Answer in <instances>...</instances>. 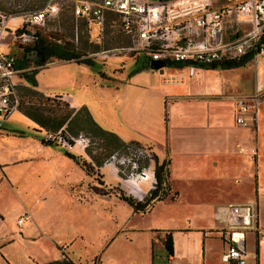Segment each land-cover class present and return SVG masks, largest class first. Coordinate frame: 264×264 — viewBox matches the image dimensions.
Segmentation results:
<instances>
[{"label": "crops", "instance_id": "obj_1", "mask_svg": "<svg viewBox=\"0 0 264 264\" xmlns=\"http://www.w3.org/2000/svg\"><path fill=\"white\" fill-rule=\"evenodd\" d=\"M14 44L20 45L9 35L6 38L5 47L7 48L4 49L12 52L8 47ZM17 57V65L18 63L23 65L17 67L27 70L29 66L20 62V57ZM137 60L140 64L144 63L141 65L142 69L126 81L118 80L120 84L110 83L114 79L101 76V79L107 82V84H100L99 91L105 100L99 102L101 103L99 107L96 102L94 103L100 118H97L95 111L90 107V98L95 94L93 91L96 89L93 84L97 83L90 79V67H92L90 65L65 60L48 63L44 67L40 65L41 68L35 75L37 88L46 95L60 96L73 108L87 106L94 119L103 128L106 127L105 129L117 133L124 141L141 142L158 156L159 162L169 158L171 161L170 180L175 193H177L176 197L179 195L175 184L176 177L181 175L196 178L201 186V191L205 193L210 189L218 192L216 196L214 195L216 199L212 202L213 204L205 201L203 205L200 203L190 205L193 211L199 210V208L204 211L205 221H196L195 214L192 213L185 227L164 229L170 230L174 239V255L169 257L170 260L178 252L177 230L189 241L190 246H193L194 243L198 250L203 246V257H205L207 245L213 237L219 238L223 253L227 248V243L223 238V223L215 215L218 207L255 201L258 203L260 214L258 225L261 233L257 231L247 233L250 253L248 262L253 256V252L256 251L255 258H252L255 260V264H264V108L260 110L264 106V101L251 112L247 125L238 124L236 120L237 96L250 95L258 88L264 87V61L258 62L259 64L254 69L247 68L246 64L242 66L241 71H238L243 83L249 82L252 86L253 90L249 91L244 88V85L235 83L233 78L216 72L217 69L197 67L194 73H191L188 65L179 66L170 62L174 64H163L164 71L161 73L159 70L158 72L151 68V65L149 66L144 59ZM147 68L164 75L159 86L145 80L143 74ZM166 68L170 69L167 74ZM185 70L188 71L190 82L186 81L187 77L182 74ZM23 73L19 75L20 78L24 76ZM18 83L22 84L19 81ZM251 118H255V120ZM32 122L35 129L40 127L33 120ZM251 124H255L254 130H252ZM15 132L19 134L18 131ZM46 133L47 131L44 132L40 127L39 130H36V135H30L33 145L27 150L29 154L16 156L12 163H2L3 169L9 165L20 164L19 171L5 176L13 190H16L15 192L21 196L20 188L25 196L17 219L20 236L33 241L43 236L51 239L50 232L62 231L66 224L72 225L69 223L70 221H81L79 213H75L74 209L76 208L79 212V208L82 205L85 206L81 201L87 200V197H80L79 194L85 187L90 192L88 196L91 199L106 200L105 198H109L114 200V203L111 204L115 206L121 204L119 201L121 199L115 192H106V188L115 189L120 186L122 190H126V193L135 198L144 199L146 192L143 186H140V184H145L143 181L139 182V188L133 185L130 186L133 188L130 190L127 181L122 180L118 168L112 163L95 166L93 174H88L80 164L65 154L62 150L63 147L45 144L43 138ZM25 135L27 134L25 133ZM252 137H254L253 140ZM239 145H243L247 149L246 152L244 151L245 153L237 151ZM76 149L78 150L76 151ZM76 149L74 148L71 152L92 162L86 150L80 147H76ZM251 164H255L254 169ZM23 166L24 169H22ZM84 171L87 174H83ZM255 171L258 198L242 202L248 191L249 194L252 192V195L255 196L256 191L253 184L255 174H252ZM83 175L87 176L82 179ZM97 175L102 176L103 183L100 184L102 187L87 186ZM107 175L110 176L111 181L107 179ZM191 180L193 181V179ZM211 180L214 182H210ZM2 181H0V202L8 191L5 185L2 186ZM79 181L80 183H78ZM205 181H209L211 185H204L207 183ZM147 184L150 185L151 182ZM224 184L229 187L224 189ZM66 189L70 190L72 194L66 195L64 192ZM60 190L62 191L60 192ZM86 194L81 193L82 196ZM46 195H50V201ZM224 195H228L230 198L224 197ZM24 214L27 217L20 225L18 220ZM116 222L122 224L121 230L124 229V221ZM27 223L29 224L26 226L27 233H24L21 229ZM81 223L86 226L87 223L89 226L96 225V221H82ZM116 225V227L119 226V224ZM23 230L25 231V229ZM130 230L135 231V229ZM250 237L253 242V250H250L249 247ZM56 245L61 251L60 257L44 264L62 261L65 256L73 263L76 262L69 254L62 253L68 249L69 245L65 246L66 243L63 245L56 243Z\"/></svg>", "mask_w": 264, "mask_h": 264}, {"label": "rangeland", "instance_id": "obj_2", "mask_svg": "<svg viewBox=\"0 0 264 264\" xmlns=\"http://www.w3.org/2000/svg\"><path fill=\"white\" fill-rule=\"evenodd\" d=\"M33 1L35 2L34 7L41 4V0ZM61 3L62 6L59 14L49 18L45 27H41L42 33L44 36L48 37V39L58 40L57 37H59L60 39L58 41H62V39L74 41L79 47V50H83L86 55L98 53L101 50L112 49L116 46H123L126 44L125 39L119 35L118 29L109 24L107 25L104 41L101 44L90 43L88 40L87 23L84 20L77 21L73 14V7L76 0H61ZM9 5L10 2L8 0H0V6L3 8L7 9L9 8ZM19 23L20 18L11 20L9 22L10 29L13 30ZM35 30L37 31V28H35ZM4 42L6 43V40ZM5 46L6 45L3 47L6 49L7 47ZM8 49H10L16 56H19L21 59L20 61L23 60V63H25L26 66H29L24 73L30 72L31 74L32 71L41 68V66L36 63L37 56L34 53H25V49H23L21 45H10ZM92 59H94L95 65L90 67V79L91 81L95 80L97 83L96 85L93 84L94 88H96L94 91L96 90V92L93 91L95 94H93L92 98H90L92 101H90V107L95 111L97 118H100L99 113L96 112L94 103L96 102V105L99 107L101 104L99 102H104L105 100L104 96L99 93L101 87L100 84H107L106 80L104 81L101 79V73H105L114 79L110 83H118V80H128L132 75H135L138 70L142 69V67L135 57L126 52L108 54L106 57L94 55L92 56ZM57 61L62 60L53 58L42 66L44 67L48 63ZM261 61L263 62L264 60L261 59L259 62ZM257 64L259 63H257L254 58L247 63L246 67L254 69ZM242 68L243 67L227 69L224 71L222 69H217L216 72L222 73L228 78H233L235 83L238 82V84L242 86L244 85L246 90L252 91L253 89H251L252 86L249 82L243 83V80L239 77L240 75L238 74V71H241ZM168 70L170 69L166 68V74ZM158 72L151 68H147L144 71L143 77L147 82H152L154 85L159 86L161 78L164 75L162 76ZM182 74L187 77L185 80L190 82L188 71L185 70ZM14 79L22 82V84L18 87L22 99L30 102H37L36 96L31 94V91H35L34 89L38 90V88H34L29 83V80L25 75L21 78L17 75ZM189 82L188 85L190 86ZM111 88L115 90L114 87L111 86ZM252 93H254V91ZM261 93L262 99L260 103L264 101V90ZM250 95H238L237 98H235L238 100L239 98ZM56 96L57 95H50L52 98H55ZM83 96L86 97L85 94H83ZM61 100L66 101L63 98H61ZM48 105L54 106V102L50 101ZM71 107L72 106L70 105L69 109ZM263 108L264 106L261 107L260 110ZM251 125L252 130H254L255 124ZM39 128L37 127L35 129L32 119L21 112V110H17L5 122L4 129L0 130V181L3 180L2 186L5 185V188L8 190L5 197L0 202V264L47 263L57 257H60L61 255V251L57 247L56 243L61 245L66 243L65 246L69 245L68 249L65 250L66 253H62L69 254V256L76 261L74 264H100V262L101 264H227L222 261V244L217 237L210 239V242L207 245V253L205 254V257H203V246H201L199 250L194 243L192 244L193 246H190L189 241H187L184 236H181L182 234L177 230L176 241L178 244V252L177 255L170 260L167 249L165 248L162 239L159 238L164 236L165 231L158 232L152 230L156 228L178 229L185 227L192 213L193 215L195 214L196 221H205L206 215L204 211L201 210V208L193 211V209L190 208V205H196V203L203 205L205 201L212 203L216 199L215 196L218 192L211 189V191L209 190L206 193L201 191L202 189L201 186H199V181L192 176L189 177L188 175L176 177L177 180L175 184L178 188L177 190L179 191V197L177 196L175 199H170V195L175 193L172 181L170 180L171 192L169 197L165 200L156 202L154 206L145 213L134 212L131 206L127 203H123L121 200H119L121 204H117L116 206L111 204L114 203V200L109 198H105L106 200H93L88 196L90 192L85 187V189L79 193L80 197H87V200L83 199V201H81L85 204V206L82 205L79 208V212L76 208L74 209L75 213H79L81 221H68L72 225L66 224L64 229H62V231H58L57 233L50 232L49 234H52L50 237L51 239L43 236L39 237L36 241H33L20 236L18 234L20 229L17 225V219L21 212L20 207L24 204L22 201H25V196L20 188L19 191L21 192V196L18 195L19 193L17 194L15 192L16 190H13L8 179H5L6 174L9 175L14 171H19L18 169H20V164L9 165L7 168L3 169L4 165L2 163H12L16 156L29 154L27 153V150L32 148L33 145L30 135H36V130H39ZM42 129L45 132L44 128ZM15 131L25 132L27 135H19ZM83 133L84 135L86 134L85 132ZM87 135L85 136L88 137ZM89 139L90 144L88 147L91 148L94 154L100 153L102 148H98V145L101 140L98 138H92L91 136ZM253 139L254 137H252V140ZM62 150L65 152L64 148ZM77 150L78 149H76V151ZM245 150L247 149H245L243 145H239L237 147L238 152L245 153ZM144 158L143 154L135 148H126L121 149L119 153H115V155L105 163L114 164L118 168L122 180L125 179L128 187H130L133 186V183L129 180V177H131V174H133L131 178L137 177L140 167L145 163ZM148 164H150V166L144 168V170L148 172V176L150 175V177L147 176L145 180H140L141 178L138 177L136 180H139V182L143 181L145 183L143 185L140 184V186H143L146 194L156 183L153 182V184H147L152 181V172H154V162L150 161ZM251 165L254 169L255 164ZM22 169H24V166ZM83 174L87 173L84 171ZM252 174H255L253 184L256 191V171ZM85 176L87 175H83L82 179ZM101 177L102 176L97 175L93 181L87 184V186H96L101 188L102 186L100 184L103 183ZM107 179L111 181V178L108 175ZM191 179H193V181ZM205 182L207 183L204 185H211L209 181ZM210 182L213 183L214 181L211 180ZM78 183H80V181ZM228 187L229 186L227 184H224V189H227ZM68 189L64 192L66 195H71L72 192ZM132 189L133 188L130 187V190ZM105 190L109 193H116L114 188H106ZM61 191L62 190H60V192ZM81 193L87 194L82 196ZM252 194V192L249 194L248 191L247 194L244 195L242 202L258 198L257 191L255 193L256 197ZM46 196L48 197V201H50V195ZM224 197L230 198L228 195H224ZM82 221H96V225L89 226L87 223L86 226L81 223ZM116 221H124L123 224L125 223V227L122 229L123 231L121 230L122 224ZM73 222H75V225H73ZM116 224H119V226L116 227ZM28 225L29 224L27 223V225L24 226L23 229H25V231L23 229H21V231L25 233L26 226ZM130 229H135V231ZM249 241H251L249 244L250 250H253L251 237ZM252 255L253 256H251L248 264H255V260L252 258H255L256 251H254Z\"/></svg>", "mask_w": 264, "mask_h": 264}, {"label": "built area", "instance_id": "obj_3", "mask_svg": "<svg viewBox=\"0 0 264 264\" xmlns=\"http://www.w3.org/2000/svg\"><path fill=\"white\" fill-rule=\"evenodd\" d=\"M61 6V0H45L42 7L30 10L0 9V130L20 108L19 83L14 78L26 71L17 67L18 57L4 49V41L11 35L21 46L30 44L35 39V28L45 27L49 18L59 14ZM73 14L77 21L87 23L90 43L104 41L111 19L127 41L123 46L84 55L86 58L126 52L136 59H144L149 66L153 61L188 62L191 73L197 67L235 60L250 52L255 53L257 63L264 60V0H76ZM15 18H20V23L11 30L9 22ZM24 25L27 31L19 33L18 29ZM263 90L264 87L258 88L252 95L237 100L238 124H248ZM45 139L67 150L76 147L85 150L90 144L85 135L72 136L62 130L47 132ZM137 151L143 157H151V151L146 148ZM147 176L143 168L137 177H129V180L139 188V180H136L138 177L145 180ZM152 176L151 184L156 182L154 172ZM215 215L223 223V238L227 243L222 261L247 264L250 256L247 233H261L258 203L221 205ZM26 217V214L21 216L18 223L21 225Z\"/></svg>", "mask_w": 264, "mask_h": 264}, {"label": "trees", "instance_id": "obj_4", "mask_svg": "<svg viewBox=\"0 0 264 264\" xmlns=\"http://www.w3.org/2000/svg\"><path fill=\"white\" fill-rule=\"evenodd\" d=\"M10 2L9 8L5 9L0 6L1 10L7 12H16L19 9L21 10H30L38 7H42L45 4V0H41V4L39 6H35V2L33 0H8ZM74 18V16H73ZM111 22L108 23L111 26H115ZM116 27V26H115ZM117 28V27H116ZM26 25L23 28L18 29L19 33L26 32ZM119 33V31H118ZM120 36L121 33H119ZM35 39L28 45L22 46L25 49V53H34L37 56L36 63L38 65H44L49 62L51 59L56 58L59 60L65 61H76L78 63H84L90 66L95 65V61L92 58L83 57L86 55L83 50H79V47L75 44L74 41H68L62 39V41L48 39V37L44 36L41 29L35 31ZM123 37V36H122ZM124 38V37H123ZM125 39V38H124ZM126 41V39H125ZM127 42V41H126ZM262 43H264V36L262 38ZM86 47V46H85ZM117 47V46H116ZM83 48V47H82ZM81 48V49H82ZM26 54V56H27ZM254 52L247 53L235 60H226L220 63H213L208 67H204L207 69H233L239 68L246 65L250 60L254 58ZM28 57V56H27ZM139 62V60H137ZM19 62V61H18ZM20 62H24L23 60ZM179 66L189 65L188 62H174ZM174 63H166L168 65H172ZM25 64V63H24ZM141 65H144L142 63ZM23 66L18 63L17 65ZM142 67V66H141ZM38 70L24 73L26 78L29 80V83L35 88L37 87V81L35 78ZM101 76L107 79H113L112 77L107 76L105 73H101ZM35 91H31V94L36 96L37 102L34 101H26L21 97V105L19 110L23 112L25 115L30 117L34 122H36L41 128H44L47 132H57L62 130L63 133H69L72 136H78L85 132L88 138L91 136L92 138H98L101 141L99 142V147L102 148V151L98 154H94L90 147H86V153L92 159V162L83 158L82 156L76 155L71 151L65 149V154L69 157L73 158L78 164L81 165L82 168L86 170L88 174H93L95 171V166H102L107 160H109L115 153H119L121 149H144L146 148L141 142L138 141H124L117 133L107 130L103 128L92 116L90 110L87 106L83 105L78 109L71 107L69 109L70 104L66 101H62L60 96H56L52 98L50 96H46L43 92L34 89ZM54 102V106L48 105L49 102ZM53 105V104H52ZM63 106V107H62ZM4 129V128H3ZM21 135H25V132H19ZM43 142L48 145H56L49 141H46L43 138ZM92 143V141H91ZM58 146V145H56ZM150 150V148H147ZM151 151V150H150ZM145 163L140 167L139 171H142L143 168H147L150 166L148 164L150 161L154 162V175L156 178V183L152 189L149 190L144 197L143 200H139L135 198L133 195L126 193L121 188L116 187V195L126 202L129 206L133 208L135 212L145 213L149 211L156 202L165 200L169 197L171 192L170 186V159L167 158L162 162H159L158 156L151 151V157L144 158ZM94 163V164H93ZM121 175V174H120ZM177 193L170 195L171 199L176 197ZM155 231L161 232L165 231L163 237H159L162 239L165 248L167 249L169 257L174 255V239L172 232L170 230L164 229H155ZM50 264H74L71 260L65 256L62 261H54Z\"/></svg>", "mask_w": 264, "mask_h": 264}, {"label": "water", "instance_id": "obj_5", "mask_svg": "<svg viewBox=\"0 0 264 264\" xmlns=\"http://www.w3.org/2000/svg\"><path fill=\"white\" fill-rule=\"evenodd\" d=\"M162 66H163V64L161 62H158V61H153L151 64V68H153L155 70H159L161 73H163V71H164Z\"/></svg>", "mask_w": 264, "mask_h": 264}, {"label": "bare ground", "instance_id": "obj_6", "mask_svg": "<svg viewBox=\"0 0 264 264\" xmlns=\"http://www.w3.org/2000/svg\"><path fill=\"white\" fill-rule=\"evenodd\" d=\"M148 177H150V175Z\"/></svg>", "mask_w": 264, "mask_h": 264}]
</instances>
